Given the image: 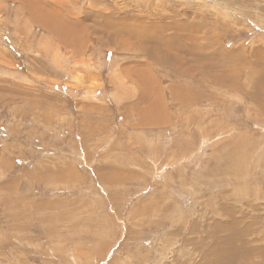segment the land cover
Returning <instances> with one entry per match:
<instances>
[{
    "label": "rangeland",
    "instance_id": "374dc122",
    "mask_svg": "<svg viewBox=\"0 0 264 264\" xmlns=\"http://www.w3.org/2000/svg\"><path fill=\"white\" fill-rule=\"evenodd\" d=\"M0 264H264V0H0Z\"/></svg>",
    "mask_w": 264,
    "mask_h": 264
},
{
    "label": "bare ground",
    "instance_id": "6f19581e",
    "mask_svg": "<svg viewBox=\"0 0 264 264\" xmlns=\"http://www.w3.org/2000/svg\"><path fill=\"white\" fill-rule=\"evenodd\" d=\"M181 27H183V26H181ZM134 31H135V29H134ZM207 42H208V40H207ZM200 46V45H199ZM185 54H186V52H184ZM184 54V55H185ZM230 68V67H229ZM235 70V69H234ZM230 72V71H229ZM232 72H234V71H232ZM254 72V71H253ZM235 73V72H234ZM201 74V73H200ZM224 74V73H223ZM201 76H202V74H201ZM203 77V76H202ZM231 86H233V85H231Z\"/></svg>",
    "mask_w": 264,
    "mask_h": 264
}]
</instances>
